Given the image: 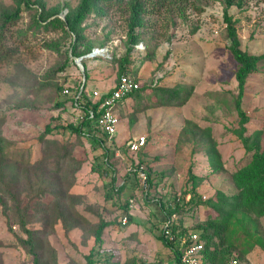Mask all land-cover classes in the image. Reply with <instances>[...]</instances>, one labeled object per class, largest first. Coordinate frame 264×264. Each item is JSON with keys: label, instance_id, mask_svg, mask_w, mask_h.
<instances>
[{"label": "rangeland", "instance_id": "obj_1", "mask_svg": "<svg viewBox=\"0 0 264 264\" xmlns=\"http://www.w3.org/2000/svg\"><path fill=\"white\" fill-rule=\"evenodd\" d=\"M17 1L0 0V16ZM79 1L29 0L5 44L6 60L0 61V264H87L101 224L106 226L95 256L98 264H176L156 237L164 221L159 205L176 196L181 201L184 192L188 201L193 184L201 203L216 192L233 197L232 176L250 160L242 138H259L264 149V0H241L229 11L241 51L257 58L242 96L245 120L235 108L238 65L228 50L220 0H191L180 5L185 7L182 17L178 12L144 17L141 40L128 56L130 15L124 7L103 6L77 29L82 35L77 51L84 53L78 66L66 53L73 34L55 20L64 21ZM42 17L50 22L48 29ZM124 59L140 91L119 109L123 140L116 143V134L106 143L108 172L115 180L111 188L94 171L99 152L66 129L80 116L67 102L85 74L87 86L111 88ZM190 88L188 102L174 106ZM46 127L52 132L45 133ZM138 136L146 137L147 147L134 155L126 142ZM138 170L150 175L148 188ZM189 172L197 176L194 183ZM192 210L183 220L190 232H200L214 218L221 220L224 211L230 215L231 208L220 213L199 205ZM124 216L128 223L121 226ZM229 221L217 257L224 264L232 258L264 264V216L237 212Z\"/></svg>", "mask_w": 264, "mask_h": 264}, {"label": "trees", "instance_id": "obj_2", "mask_svg": "<svg viewBox=\"0 0 264 264\" xmlns=\"http://www.w3.org/2000/svg\"><path fill=\"white\" fill-rule=\"evenodd\" d=\"M220 2L223 6L222 14L223 22L226 25L227 41L229 43L228 50L230 51L231 55L238 65V71L236 74L237 96L235 100V108L238 116L242 120H245L246 113L242 110L241 105L242 96L246 79L251 71L255 68L254 65L257 58L249 56L248 54L241 51L237 32L232 21V17L229 15V11L232 7L241 6V0H220ZM190 3L191 0H80L77 7L68 12L64 21L58 19H56L55 21L63 27V30L65 32H70L71 34H73L75 40H72L69 49L66 50V53L67 55H73L75 59H79L83 58L84 56L83 52L78 53L77 51V43L82 38V35L77 32L79 25L84 22L87 16H89L93 12L101 10L103 6L105 7L116 5L119 7H124L130 15L127 30L128 41L126 44L125 52L126 56H128L132 52L136 44L141 40L142 34H139L140 32L138 30H140L144 26V17L151 15H163V13L175 14L176 12L179 13L180 17H182L184 15L185 7L181 8L180 5L187 6ZM22 6H30L29 0H18L17 5L14 9L7 10L1 13L0 61L6 60L5 52L8 49L5 44L8 38L11 37V28L16 25L21 17ZM41 21L43 22L42 27L48 29V27L50 26V22L47 23L46 19L43 17L41 18ZM126 61L127 60L124 59V65H121L119 67L118 78L123 74H127L128 68L126 66ZM84 79L83 90L76 100L79 106L75 107L76 102L74 98L76 96V93L73 97H70L67 102L71 103L73 109L78 111L80 116L77 119L76 123L70 122L66 126V129L77 138L87 139L90 142L92 150L99 152L98 155L94 156L95 160L97 161V164L94 167V171L101 173L106 181L108 180V184H110L111 188H113L115 182L114 177L112 176L113 172H108V169H112V166L109 162L110 149L106 146L107 141H109L108 137L104 133H102L101 130L88 117V111L91 109L95 110L110 92H108V94H103L99 98H95L93 97L92 91L86 92L88 81L87 74H85ZM134 80L137 81L136 79ZM81 86L82 81L80 82V85H78L76 92L79 91ZM139 91L140 88L130 93L128 96L122 98L119 101L117 107L120 106L127 98L132 97L134 94H138ZM191 95L192 88H190V92H188L184 96V98H177V102L176 104H174V106L181 107L185 105ZM163 105L170 106L172 104L166 102L163 103ZM62 106L63 104H57V108ZM52 130V128L46 127L45 133H50L52 132ZM242 139L244 150L246 151L247 155L250 156V160L248 163L240 167L232 176V181L237 190L236 195L231 198H227L221 192H216L214 197L201 203V197H198L196 194L197 186H194L193 184L189 192L191 196L188 201L185 200L186 192H184L181 201H178V197L176 196L171 200V202L159 205L164 221L160 229H158L159 233L158 235H156V237L162 245H164L171 251L172 257L175 260L176 264H180V256L182 253L179 241H168L167 239H165L162 232L163 224L168 221L173 214H176L178 218L172 221L170 230L175 238H179L191 233L183 220V216L186 211L192 212V209H194V207H198L199 205H204V207L217 210L220 213L227 208H231L230 215L226 216L224 211L223 213H221V215L223 216L221 220L217 221L214 220L216 218H212L213 220H211L210 224H208L207 226L199 227L200 232L195 231V233L197 232L198 234H200L201 239L204 242V248L202 250V259L204 264H224V258L217 257V253L218 250H221L220 248H222L223 246V236L227 231V224L231 223L229 219L233 217L237 212L251 213L256 217L264 216V149L261 148L259 138H255V141H251L252 139L247 138ZM141 152L129 153L137 155ZM99 160H101V163H99ZM138 171L144 177L146 182L145 187L148 188L152 184L150 175L143 172V170ZM138 171H135V175ZM105 174H107V176ZM189 174L191 175V182L194 183L197 179V176L192 175L191 172H189ZM222 224L224 225L223 228L221 227ZM105 226V224H101L95 231L94 247L91 249V252L87 257V264L101 263V261H98L95 256H99L100 254L99 251L102 244V232ZM25 231L29 235L30 240L31 233H29L27 230ZM28 242L29 245H31L30 241ZM238 261L240 262V260ZM103 264H107V262H104Z\"/></svg>", "mask_w": 264, "mask_h": 264}, {"label": "built area", "instance_id": "obj_3", "mask_svg": "<svg viewBox=\"0 0 264 264\" xmlns=\"http://www.w3.org/2000/svg\"><path fill=\"white\" fill-rule=\"evenodd\" d=\"M84 83V82H83ZM83 83L79 91L76 92L75 102L83 90ZM140 88L139 83L133 79L130 75H121L114 85L113 88L107 91L99 92L92 91L93 97L99 98L103 94H108L103 102L94 110L88 111V117L94 122V124L104 133L108 140L111 141L118 132V127L120 124V118L116 112L117 105L119 101L128 96L130 93L138 90ZM66 94L67 91H64ZM79 104L76 102L75 107ZM147 144L146 137L138 136L131 138L126 142V148L131 153L141 152ZM132 201H129V207H131ZM175 214L163 224L162 232L168 241H179L181 248L180 264H204L202 259V250L204 248V242L201 239L200 234L191 232L186 236H181L175 238L172 234L170 227L173 220H175ZM128 223L127 217L121 218L120 225L126 226ZM225 264H241L237 259H229Z\"/></svg>", "mask_w": 264, "mask_h": 264}, {"label": "crops", "instance_id": "obj_4", "mask_svg": "<svg viewBox=\"0 0 264 264\" xmlns=\"http://www.w3.org/2000/svg\"><path fill=\"white\" fill-rule=\"evenodd\" d=\"M116 84V82L115 83H112V87L111 88H113L114 87V85ZM88 85H89V83H88ZM87 88L90 90V89H92V90H90V91H99V92H103V91H107V90H109V89H111V88H108V89H105V88H103V87H97V86H95V87H89V86H87ZM94 89V90H93ZM129 100V98H127L120 106H118L117 107V109H116V112H117V114H118V116H119V109H120V107L121 106H123V104L125 103V102H127ZM120 124H121V122H120ZM120 124H119V127H118V132H117V137H116V139H115V141H116V143H120L119 141H122L123 140V130H124V128H123V126L122 127H120ZM115 138V137H114ZM146 147H147V144H146ZM169 253L171 254V257H172V253H171V251L169 250ZM172 259H173V257H172ZM174 260V259H173ZM163 264H167V262H164L163 261Z\"/></svg>", "mask_w": 264, "mask_h": 264}, {"label": "water", "instance_id": "obj_5", "mask_svg": "<svg viewBox=\"0 0 264 264\" xmlns=\"http://www.w3.org/2000/svg\"><path fill=\"white\" fill-rule=\"evenodd\" d=\"M95 55V53L94 54H92V55H90V56H86L87 58H89V57H93ZM83 58H79V59H74L75 60V62L78 64V63H80L81 62V60H82ZM85 79L83 78V81H84Z\"/></svg>", "mask_w": 264, "mask_h": 264}, {"label": "bare ground", "instance_id": "obj_6", "mask_svg": "<svg viewBox=\"0 0 264 264\" xmlns=\"http://www.w3.org/2000/svg\"><path fill=\"white\" fill-rule=\"evenodd\" d=\"M78 66H80V63H78Z\"/></svg>", "mask_w": 264, "mask_h": 264}]
</instances>
